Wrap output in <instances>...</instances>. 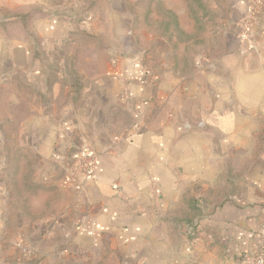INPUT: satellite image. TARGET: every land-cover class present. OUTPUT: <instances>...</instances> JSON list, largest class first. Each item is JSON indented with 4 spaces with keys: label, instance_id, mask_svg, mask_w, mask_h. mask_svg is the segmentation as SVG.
Returning a JSON list of instances; mask_svg holds the SVG:
<instances>
[{
    "label": "crops",
    "instance_id": "crops-1",
    "mask_svg": "<svg viewBox=\"0 0 264 264\" xmlns=\"http://www.w3.org/2000/svg\"><path fill=\"white\" fill-rule=\"evenodd\" d=\"M133 3L0 0V264H243L262 246L264 9L242 43L243 0H146L137 56L47 53L86 27L69 13L117 36Z\"/></svg>",
    "mask_w": 264,
    "mask_h": 264
},
{
    "label": "rangeland",
    "instance_id": "rangeland-1",
    "mask_svg": "<svg viewBox=\"0 0 264 264\" xmlns=\"http://www.w3.org/2000/svg\"><path fill=\"white\" fill-rule=\"evenodd\" d=\"M104 1V0H103ZM146 0H132L134 2L131 6L132 14L128 17V19H132V28L131 30L128 27L129 21L124 20L123 18L120 19L119 26L121 27V30H117L116 34L120 38H129L127 39V45L125 47H117V44L113 41V38L117 39V36L112 33V26H108L105 20V16L103 14L96 15L94 18L87 16L85 13H81L80 16H75L78 13H69L71 19L73 17L74 21H76L78 24L85 23L86 27L82 28L83 31L80 32V34L76 35L75 40H69L67 44H64V46L60 45H51L49 49L47 50V53L52 56H58V55H79L82 57H93L94 58L103 55V54H109V55H133L137 56L139 53L138 48V21H139V12L140 7L142 8L143 5H145ZM100 3V0H99ZM145 3V4H144ZM123 5V4H122ZM103 6H99L98 10L100 11V8ZM92 37V38H90ZM90 38V39H89ZM120 50V51H119ZM91 60V58H90ZM93 59V64L89 63L87 67L91 69V66L94 65L97 69L98 66H101L100 60ZM85 68V66L83 67ZM19 117H21V111L18 112ZM9 133L11 134L14 128L8 127L7 128ZM16 144H10V151L13 152H20V150L14 151Z\"/></svg>",
    "mask_w": 264,
    "mask_h": 264
},
{
    "label": "built area",
    "instance_id": "built-area-1",
    "mask_svg": "<svg viewBox=\"0 0 264 264\" xmlns=\"http://www.w3.org/2000/svg\"><path fill=\"white\" fill-rule=\"evenodd\" d=\"M245 4V11L237 22V35L236 38L239 42L248 43L253 36V26L257 16L263 11L264 0H243ZM96 164L95 156L89 149L83 147L80 149L77 163L74 168V172L78 171L86 176H92L94 174V167ZM16 248L20 249L25 255H28L30 250L22 245L21 242H17ZM243 264H264V242L258 252L247 255Z\"/></svg>",
    "mask_w": 264,
    "mask_h": 264
},
{
    "label": "trees",
    "instance_id": "trees-1",
    "mask_svg": "<svg viewBox=\"0 0 264 264\" xmlns=\"http://www.w3.org/2000/svg\"><path fill=\"white\" fill-rule=\"evenodd\" d=\"M264 9V8H263Z\"/></svg>",
    "mask_w": 264,
    "mask_h": 264
}]
</instances>
